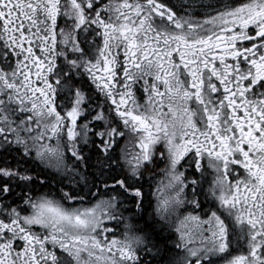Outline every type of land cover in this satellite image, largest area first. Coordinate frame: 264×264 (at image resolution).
Wrapping results in <instances>:
<instances>
[{
    "label": "snow or ice",
    "instance_id": "snow-or-ice-1",
    "mask_svg": "<svg viewBox=\"0 0 264 264\" xmlns=\"http://www.w3.org/2000/svg\"><path fill=\"white\" fill-rule=\"evenodd\" d=\"M236 248L264 264V0H0V264Z\"/></svg>",
    "mask_w": 264,
    "mask_h": 264
},
{
    "label": "flooded vegetation",
    "instance_id": "flooded-vegetation-1",
    "mask_svg": "<svg viewBox=\"0 0 264 264\" xmlns=\"http://www.w3.org/2000/svg\"><path fill=\"white\" fill-rule=\"evenodd\" d=\"M167 2L175 3L176 0H167ZM239 254H242V250L240 248H236L235 250H230L229 255L224 256L221 259H218L217 262H220L221 260L227 261L228 259H231L233 256L239 255Z\"/></svg>",
    "mask_w": 264,
    "mask_h": 264
},
{
    "label": "rangeland",
    "instance_id": "rangeland-1",
    "mask_svg": "<svg viewBox=\"0 0 264 264\" xmlns=\"http://www.w3.org/2000/svg\"><path fill=\"white\" fill-rule=\"evenodd\" d=\"M217 264H226V261L221 260L220 262H217Z\"/></svg>",
    "mask_w": 264,
    "mask_h": 264
},
{
    "label": "trees",
    "instance_id": "trees-1",
    "mask_svg": "<svg viewBox=\"0 0 264 264\" xmlns=\"http://www.w3.org/2000/svg\"><path fill=\"white\" fill-rule=\"evenodd\" d=\"M53 190H55V189H53Z\"/></svg>",
    "mask_w": 264,
    "mask_h": 264
}]
</instances>
